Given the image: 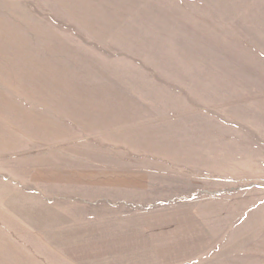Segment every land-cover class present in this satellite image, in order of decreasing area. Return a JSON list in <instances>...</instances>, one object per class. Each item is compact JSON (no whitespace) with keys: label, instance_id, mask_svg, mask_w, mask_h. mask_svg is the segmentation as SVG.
<instances>
[{"label":"rangeland","instance_id":"rangeland-1","mask_svg":"<svg viewBox=\"0 0 264 264\" xmlns=\"http://www.w3.org/2000/svg\"><path fill=\"white\" fill-rule=\"evenodd\" d=\"M0 264H264V0H0Z\"/></svg>","mask_w":264,"mask_h":264}]
</instances>
